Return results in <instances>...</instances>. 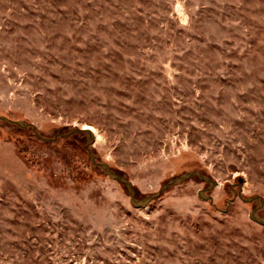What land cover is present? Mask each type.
<instances>
[{
    "label": "rangeland",
    "instance_id": "rangeland-1",
    "mask_svg": "<svg viewBox=\"0 0 264 264\" xmlns=\"http://www.w3.org/2000/svg\"><path fill=\"white\" fill-rule=\"evenodd\" d=\"M0 116V264H264V0H0Z\"/></svg>",
    "mask_w": 264,
    "mask_h": 264
},
{
    "label": "water",
    "instance_id": "water-1",
    "mask_svg": "<svg viewBox=\"0 0 264 264\" xmlns=\"http://www.w3.org/2000/svg\"><path fill=\"white\" fill-rule=\"evenodd\" d=\"M0 121L5 122L9 125L18 126L22 129H27V128L31 127L33 131H35V132L37 131V128L35 125L27 124L25 121H15V120H12L6 116H0ZM78 134H84L87 137L86 149H87L88 155H89L91 161L93 162V164L96 165L97 167H99L112 180L120 183L121 185H123L126 188V190L128 191V193L130 195L132 205L135 208H137V209L147 208L153 201L159 199L166 190L170 189L171 187L182 185L183 183L190 181L193 178H199L204 183H207L210 185V189L200 191L198 194V197L200 199H202L203 201L213 203V200H214L213 197L212 196L207 197L206 193L210 190L215 189V187L217 186V182L212 180L211 178L207 177L206 175H203L199 171L185 173L179 177L173 178L172 180H170L169 182L164 184L157 193H155V194H153V195H151L145 199H138L136 189L134 188V185L130 180L126 179L122 174L113 170L108 163H100L97 160V157H96L95 153L93 152V146L95 144V135L93 134V132L91 130L84 129V128H81V129L74 128L69 133L55 135V137L53 139H47V138L41 136L40 134H37V136H38V138L42 139L45 142H52V141H56L59 138L65 139V138H68L70 136H75ZM234 196H235V198L232 200V202H234L237 198H239L244 203L257 202L258 206L250 212L249 217H250L251 221H253L254 223L264 227V218H262L259 214V211L264 206L263 197L255 196V197H250V198H244L242 188H240L239 192H234ZM230 205H231V203H230Z\"/></svg>",
    "mask_w": 264,
    "mask_h": 264
},
{
    "label": "bare ground",
    "instance_id": "bare-ground-1",
    "mask_svg": "<svg viewBox=\"0 0 264 264\" xmlns=\"http://www.w3.org/2000/svg\"><path fill=\"white\" fill-rule=\"evenodd\" d=\"M84 129L91 130V131L93 132V134H95V131H94L92 128H90V127H86V128H84ZM95 137H96V136H95Z\"/></svg>",
    "mask_w": 264,
    "mask_h": 264
},
{
    "label": "trees",
    "instance_id": "trees-1",
    "mask_svg": "<svg viewBox=\"0 0 264 264\" xmlns=\"http://www.w3.org/2000/svg\"><path fill=\"white\" fill-rule=\"evenodd\" d=\"M37 135V134H36ZM61 139H63V138H61ZM42 140V139H41ZM43 141V140H42Z\"/></svg>",
    "mask_w": 264,
    "mask_h": 264
}]
</instances>
